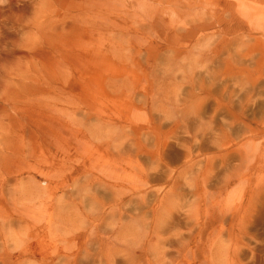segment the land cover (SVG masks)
<instances>
[{
  "label": "rangeland",
  "instance_id": "obj_1",
  "mask_svg": "<svg viewBox=\"0 0 264 264\" xmlns=\"http://www.w3.org/2000/svg\"><path fill=\"white\" fill-rule=\"evenodd\" d=\"M190 1L142 15L101 0L114 26L98 0H0V255L5 243L23 264H264V0L244 1L252 18L236 0ZM56 16L61 35L34 26ZM89 34L84 51L110 42L109 67L90 50V65L62 59L63 78H43L45 37L70 52ZM49 213L67 241L31 235Z\"/></svg>",
  "mask_w": 264,
  "mask_h": 264
},
{
  "label": "bare ground",
  "instance_id": "obj_2",
  "mask_svg": "<svg viewBox=\"0 0 264 264\" xmlns=\"http://www.w3.org/2000/svg\"><path fill=\"white\" fill-rule=\"evenodd\" d=\"M131 2H134V4H132V3H130V4H126V6H131V8H132V10L133 11H135V12H137V13H141L142 15L143 14H146V13H155L156 12V8H157V14H159V13H162L164 10H165V8H164V5H160V4H164V3H167L169 0H142V1H135V0H130ZM188 2H191L190 0H187ZM244 1L245 0H236V2H237V5H238V7H237V12L239 13V14H243V15H245L246 17L248 16L249 18H252L253 17V15L252 14H254V13H252V11H251V9L250 10H247V8H246V3H244ZM92 2V1H91ZM249 3V2H248ZM92 4H93V2H92ZM97 4L98 5H96V4H94L93 5V9H95L94 11L96 12L95 14H96V16L98 17V16H100L101 18L100 19H102L104 22H105V24H107V25H111V24H114V26L116 25V26H118L117 25V22L115 23L114 21L112 22V21H110V20H108V16L109 15H111L113 12H110V10L108 9L107 10V12L105 13V12H103V8H100V6H102L101 4H102V2H101V0H98V2H97ZM249 5H251V4H249ZM219 6V5H218ZM248 7H250V6H248ZM254 7V6H253ZM228 9L229 8H232V6L230 7H227ZM187 9V7H183L181 10H182V12H184V13H189V11L188 10H186ZM90 10V9H89ZM123 10H127V8H124ZM124 13V12H123ZM250 13H251V15H250ZM127 13L125 12V15H126ZM165 14H167V12L165 13ZM130 15V14H129ZM255 15V14H254ZM103 16V17H102ZM119 16V15H118ZM203 16V15H202ZM37 17V16H36ZM89 18H91L92 16L91 15H89L88 16ZM120 17V16H119ZM204 17V16H203ZM36 19V18H35ZM99 19V18H98ZM169 19V18H168ZM90 20V19H89ZM93 20V19H92ZM141 20V19H140ZM139 20V21H140ZM248 20V19H247ZM258 20V19H257ZM75 21L79 24V23H83V25L81 26V25H78L77 24V27H78V29H80V32H82V30L84 31H94V29L92 30H89V28L86 26V25H88V22L85 20V19H83V20H78V19H75ZM142 21V20H141ZM35 22V21H34ZM57 22V25H55V24H53V23H56ZM125 22V21H124ZM169 22H171V20L169 21ZM40 23H44V24H40ZM176 23V22H175ZM207 23V21H201V22H199V23H196V27H199V29L200 30H204V29H206V27H205V24ZM91 25L92 24H95V28L99 25H97V23L96 22H91L90 23ZM89 24V25H90ZM137 24V23H136ZM172 24V23H171ZM34 26L37 28V30L38 31H41V32H43L44 33V35H45V33H46V31H50V30H52V31H54V35H56V34H58V30L60 29V35H61V31H64V26H63V24L61 23V21H60V19H59V17L58 16H56L55 17V19H50V20H46L45 18H39L38 20H36V23L34 24ZM123 26V25H122ZM129 26V25H128ZM148 26V25H147ZM71 27L72 26H69L67 29L68 30H71ZM76 27V26H75ZM127 27V26H126ZM136 27V26H135ZM73 29V28H72ZM106 29H108V28H106ZM177 29V28H176ZM74 30H76V29H74ZM74 30H72V31H74ZM101 31V30H100ZM138 31V30H137ZM191 31V30H190ZM194 31V30H193ZM196 31V30H195ZM103 32V31H102ZM88 33V32H87ZM193 32H191V34H192ZM98 34H99V32H98ZM112 34H114V32L112 33ZM59 35V36H60ZM64 35V34H63ZM110 35V34H109ZM136 35V34H135ZM114 35H110V38L111 37H113ZM125 36V35H124ZM88 37H89V39H84V40H80V41H78V42H73L72 40H70L69 41V45L68 46H73L72 47V49H71V51L70 52H67L66 50H65V47H66V40H65V37H64V39H63V37H62V39H60L59 38V41L57 42V44H51L50 42V38H46L45 37V44H47V46L49 47V48H52V50H51V56H49V58L47 59L48 61V65L46 66V69H47V71H45V72H43V74H42V76H43V78H45V76H46V78L45 79H47L48 80V77H50V80H61L62 78H63V70H62V67H63V64H64V62L62 61V59H64V61L65 60H67L68 58L69 59H76V61L77 62H82V64L81 65H83V66H85V65H87L88 63H90V57H89V55H90V50L94 53L95 51H97V52H102L103 54H104V56H105V58H104V60H103V63L106 65V66H103L102 65V68L104 69L105 67H109V64H110V59L108 58V52H110L109 51V46H111V44H110V42L107 44V46H105V47H103V44L101 43V41H103V39L101 40V38H103V37H101V38H97L98 40H100V43H101V45H99L98 46V44H97V46H96V48H93V49H89V50H86V51H84L85 50V47H87V45L89 44H94V42L93 41H95L96 39H95V37H94V39H92L91 38V36H90V34L88 35ZM98 37V36H97ZM108 37V36H107ZM117 38H119V37H117ZM116 38V39H117ZM124 38V37H123ZM137 38H139V37H137ZM67 39V38H66ZM126 39V38H125ZM64 40H65V42H64ZM74 40V39H73ZM118 40V39H117ZM127 40V39H126ZM43 41V40H42ZM68 41V40H67ZM75 41V40H74ZM107 41V40H106ZM114 41V40H113ZM119 41V40H118ZM121 41V40H120ZM72 42V43H71ZM128 42V41H127ZM197 43H198V41H196ZM68 43V42H67ZM98 43H99V41H98ZM119 43V42H118ZM121 43V42H120ZM117 44V43H116ZM124 44H125V41H124ZM128 44V43H127ZM122 46V45H121ZM70 48V47H69ZM114 51V50H113ZM130 51V50H129ZM262 52V56H264V49H262L261 50ZM91 52V53H92ZM115 52V51H114ZM50 53V52H49ZM66 54V57H65V54ZM68 53V54H67ZM96 54H98V53H96ZM115 54V53H114ZM188 54H189V51H188ZM207 55V54H206ZM116 56V55H115ZM99 59H101V58H99ZM202 59V58H201ZM41 60V59H40ZM74 64V63H73ZM259 64H262V62L260 61L259 62ZM88 65H90V64H88ZM87 65V66H88ZM86 66V67H87ZM78 67H80V66H78ZM181 69V68H180ZM183 69V68H182ZM84 70V72L86 73V70H88L87 68L85 69H83ZM186 70V69H185ZM22 72V74H23V70H21ZM107 71H109L108 69H107ZM84 73V74H85ZM236 77V76H235ZM202 81V80H201ZM203 83V82H202ZM201 83V84H202ZM245 83V82H244ZM211 85V84H210ZM260 85V84H259ZM209 87H211V86H209ZM256 87H257V85H256ZM228 88V87H227ZM251 88V87H250ZM250 88H248V89H250ZM254 88V87H253ZM206 89H208V86H207V88ZM211 89V88H210ZM209 89V90H210ZM255 89V88H254ZM253 89V90H254ZM225 90H227V89H225ZM252 90V89H251ZM250 90V91H251ZM229 94V93H228ZM244 94V93H243ZM60 96V95H59ZM237 96V95H236ZM248 102V101H247ZM34 103V102H33ZM28 104V103H27ZM191 104V103H190ZM38 105L39 106H37V108L38 107H40V114L42 115L43 114V112L44 111H42L43 109V107H45V105H46V103H45V99H44V102H42V101H39V103H38ZM28 105H25V107L23 108V112H25V110H28L29 109V111L32 109L31 107H34V105L32 106L31 105V107H27ZM238 106V105H237ZM241 106V105H240ZM200 107V106H199ZM253 108V107H252ZM258 108H259V106H258ZM35 109V108H34ZM101 111V110H100ZM34 112H36V111H34ZM10 118V117H9ZM45 119V118H44ZM99 121V120H98ZM212 121V120H211ZM1 122V121H0ZM3 122V121H2ZM107 122V121H106ZM6 123V122H5ZM9 126V125H8ZM7 125H6V127H8ZM112 125H110V127H111ZM109 127V128H110ZM124 127V126H123ZM184 128V127H183ZM123 129V128H122ZM120 130V129H119ZM204 131V130H203ZM101 132V131H100ZM106 134V133H105ZM203 135V134H202ZM201 135V136H202ZM81 141V140H80ZM86 148V147H85ZM84 148V149H85ZM12 152V151H11ZM92 153V152H91ZM93 154V153H92ZM104 160L106 161V162H108V159L106 158H104ZM192 165V164H191ZM92 166V165H91ZM113 167H115L116 168V166L115 165H112ZM118 167V166H117ZM33 169H35V168H33ZM99 170L101 171V167H99ZM139 170V169H138ZM141 171V170H140ZM113 174V173H112ZM207 176L208 175H206V178H207ZM27 178H30L29 176L27 177ZM227 179L228 180H230V178H228L227 177ZM22 180V179H21ZM20 180V181H21ZM29 180V183H31L32 184V182H36V181H34L35 180V178L33 179L32 178V181H31V179H28ZM102 180V179H101ZM104 181V180H103ZM225 183L224 184H222V185H220V187L221 188H224V187H227V185H228V182L227 181H224ZM18 183V182H17ZM100 183V182H99ZM103 184V183H102ZM15 185H16V182H15ZM33 185V184H32ZM105 185V184H104ZM94 186V185H93ZM16 187V186H15ZM71 187V186H70ZM90 187L92 188V186L90 185ZM89 187V188H90ZM134 188V187H133ZM38 189H40L39 187L37 188V189H35V188H33L32 189V194L34 195V192H35V195H39V193H40V191H38ZM135 189V188H134ZM139 189V188H138ZM91 190V189H90ZM89 190V191H90ZM113 190V189H112ZM132 190V189H131ZM82 191V190H81ZM97 191V190H96ZM137 191V190H136ZM135 191V192H136ZM114 193H115V191H114ZM139 193V192H138ZM148 193V192H147ZM87 194H89V193H87ZM107 194V193H106ZM120 194V193H119ZM149 194V193H148ZM151 194V193H150ZM174 194V193H173ZM207 194H210V196L208 197V198H211L212 197V199L210 200V202L214 205V199H213V195L211 194V193H207ZM206 194V195H207ZM89 195H91V194H89ZM122 195V194H121ZM175 195V194H174ZM142 196V195H141ZM42 197H44V196H42ZM83 197V196H82ZM93 197V196H92ZM94 197H95V195H94ZM118 197H120V196H118ZM89 198V197H88ZM99 199V198H98ZM207 199V198H206ZM88 200H90V198L88 199ZM93 200V199H92ZM198 200H200V199H198ZM208 200V199H207ZM3 201H4V197H3ZM100 201V200H99ZM111 201V200H110ZM121 201H122V199H121ZM120 201V202H121ZM127 201V200H126ZM5 202V201H4ZM24 202H26V201H24ZM23 202V203H24ZM119 202V203H120ZM165 202V201H164ZM41 203V202H40ZM89 203V202H88ZM98 203V202H97ZM19 204V203H18ZM51 204V203H50ZM82 204V203H81ZM95 204V203H94ZM123 204V203H122ZM166 204V203H165ZM87 205V204H86ZM103 205V204H102ZM160 205H162V203H160ZM40 206H41V204H40ZM40 206H39V208H40ZM47 207H48V204H47ZM159 207V206H158ZM165 207V206H164ZM163 207V208H164ZM15 208H17V207H15ZM27 208H29V207H27ZM27 208H24L23 207V209H24V213H27L26 212V209ZM100 208V207H99ZM99 208H98V210H99ZM157 208V207H156ZM22 209V208H21ZM22 209V210H23ZM101 209V208H100ZM208 209V208H207ZM18 210H20V209H18ZM30 210V209H29ZM32 210V209H31ZM40 210V209H39ZM41 210H42V208H41ZM154 210V209H153ZM228 210V209H227ZM21 211V210H20ZM91 211V210H90ZM101 211H102V209H101ZM146 211V210H145ZM23 211H21V213H22ZM154 212V211H153ZM14 213V212H13ZM104 213V212H103ZM144 213V212H143ZM222 213H223V210H222ZM24 215V214H23ZM27 217L29 216V215H26ZM93 216V215H92ZM224 215H222V218L220 217V219H224V217H223ZM23 217V216H22ZM22 217H18V218H14L12 215H8L6 218H5V221H6V223H7V225L6 226H9V227H11L10 225H12V222H18V220H19V222H21V219H24V218H22ZM48 217H49V221H51V222H47V226L48 227H46V231H44V227L39 231V232H37L36 231V234H31L32 236H35V235H39V234H43L44 235V233L43 232H45V233H47V230H49V233H51V231L53 232V233H51V235H52V237H55L56 238V240H58V241H67V237L64 235V234H67V232L69 233V232H71L72 231V227L71 226H68L67 225V227L66 226H64L63 227V231H61L60 232V229H58V231L57 230H55V229H53L52 228V222H53V220H52V214L51 213H49L48 214ZM168 221V220H167ZM2 222V221H1ZM27 223V222H26ZM28 224V223H27ZM27 224H25V225H27ZM70 225V224H69ZM149 226V225H148ZM30 227V226H29ZM140 227V226H139ZM146 227V226H145ZM49 228V229H48ZM56 228V227H55ZM28 230H30V229H28ZM34 230V229H33ZM145 230V229H144ZM32 231V230H31ZM31 231H30V233H31ZM63 232V233H62ZM147 232V231H146ZM6 234V233H5ZM152 234V233H151ZM149 235V234H148ZM1 236V235H0ZM3 236V235H2ZM7 236V235H6ZM5 236V237H6ZM15 236V231L14 232H12V233H10L8 236H7V238H5L6 239V241L9 239L10 240V238H13ZM17 236V235H16ZM16 238H18V236L16 237ZM150 238V237H149ZM156 238V237H155ZM147 239V238H146ZM156 240V239H155ZM19 241V240H18ZM103 241V240H102ZM167 241V240H166ZM149 242H150V240H149ZM14 243V241L12 242V244ZM94 243V242H93ZM156 243V242H155ZM149 244H151V243H149ZM15 245L16 246H18V244L15 242ZM157 245V244H156ZM101 246V245H100ZM151 247H152V245H150ZM70 247V246H69ZM102 247V246H101ZM153 247H155V246H153ZM152 247V248H153ZM7 248H8V245L7 244H3V248L2 249H4V251L2 252L3 253V255H0V264H16V263H18V262H21V263H19V264H23L24 262H27L28 260L27 259H22L21 257H20V255H15V256H13V254L14 253H12V251H8L7 250ZM65 248V247H64ZM63 248V249H64ZM114 248V247H113ZM149 249H150V247H148ZM66 249V248H65ZM64 249V250H65ZM69 249V248H68ZM67 249V250H68ZM80 249V247L78 248V250ZM101 249V248H100ZM157 249V248H156ZM86 250V249H85ZM102 250V249H101ZM133 250H134V248H133ZM146 250H147V248H146ZM145 250V251H146ZM179 250V249H178ZM100 251V250H99ZM138 251H140V249H138ZM152 251V250H151ZM159 251V250H158ZM161 251V250H160ZM81 252V251H80ZM125 252V251H124ZM132 252V251H131ZM129 253V254H131L132 255V253ZM141 252V251H140ZM147 252V251H146ZM77 253V252H76ZM75 253V254H76ZM87 253V252H86ZM106 253V252H105ZM104 253V254H105ZM107 253H109L108 251H107ZM135 253V251H133V255L134 256H137V254L135 255L134 254ZM143 253H144V251H143ZM149 254H150V252H148ZM104 254H102V255H104ZM128 254V253H127ZM126 254V255H127ZM142 254V253H141ZM157 254V253H156ZM67 255V254H66ZM65 255V256H66ZM72 255V254H71ZM71 255H70V257H71ZM80 255V254H79ZM79 255H77V256H79ZM97 255V254H96ZM106 255V254H105ZM145 255V254H144ZM151 255V254H150ZM155 255V254H154ZM154 255H152V256H154ZM159 255V254H158ZM59 256H61V254L59 255ZM73 256V255H72ZM107 256V255H106ZM142 256V255H141ZM148 256V255H147ZM163 256V255H162ZM155 257V256H154ZM164 257V256H163ZM163 257H161V258H163ZM67 258V257H66ZM104 258H106V257H104ZM104 258H103V260H104ZM129 258V257H128ZM160 258V259H161ZM136 259V258H135ZM139 259V258H138ZM137 259V260H138ZM153 259V258H152ZM155 259H158V257L157 258H155ZM19 260V261H18ZM111 260V259H110ZM130 260V259H129ZM147 260V259H146ZM159 260V259H158ZM64 261H65V259H64ZM77 260H76V257L75 256H73V259H72V263L73 264H77V262H76ZM132 261V260H131ZM136 261V260H135ZM71 262H67L66 264H70ZM124 262V261H123ZM155 262H157V261H155ZM159 263H160V261H159ZM61 264H64L63 262L61 263ZM107 264V263H106ZM126 264H127V262H126Z\"/></svg>",
  "mask_w": 264,
  "mask_h": 264
}]
</instances>
